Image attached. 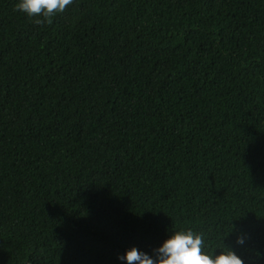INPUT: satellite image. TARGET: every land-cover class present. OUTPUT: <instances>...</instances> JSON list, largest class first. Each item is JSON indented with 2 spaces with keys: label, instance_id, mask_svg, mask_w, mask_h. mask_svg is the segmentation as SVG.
Wrapping results in <instances>:
<instances>
[{
  "label": "trees",
  "instance_id": "1",
  "mask_svg": "<svg viewBox=\"0 0 264 264\" xmlns=\"http://www.w3.org/2000/svg\"><path fill=\"white\" fill-rule=\"evenodd\" d=\"M17 2L0 264H126L178 229L264 264V0H72L42 24Z\"/></svg>",
  "mask_w": 264,
  "mask_h": 264
},
{
  "label": "clouds",
  "instance_id": "2",
  "mask_svg": "<svg viewBox=\"0 0 264 264\" xmlns=\"http://www.w3.org/2000/svg\"><path fill=\"white\" fill-rule=\"evenodd\" d=\"M71 3L72 0H18L15 9L29 18L37 17L36 23L42 24L50 23V17L63 12ZM236 243L243 245L244 237L237 236ZM205 247L203 234L178 229L151 252L131 247L118 259L126 264H245L234 249L225 244L218 253L203 251Z\"/></svg>",
  "mask_w": 264,
  "mask_h": 264
}]
</instances>
